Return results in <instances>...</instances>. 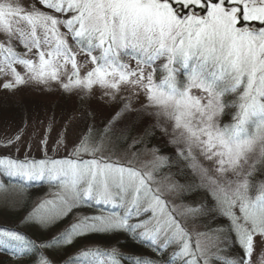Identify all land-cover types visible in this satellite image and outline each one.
I'll return each instance as SVG.
<instances>
[{"label": "snow or ice", "instance_id": "snow-or-ice-1", "mask_svg": "<svg viewBox=\"0 0 264 264\" xmlns=\"http://www.w3.org/2000/svg\"><path fill=\"white\" fill-rule=\"evenodd\" d=\"M0 34V75L11 76L4 89L55 81L69 92L91 93L98 86L113 99L122 89L142 93L146 103L139 109L129 98L116 115L154 109L149 114L165 135L171 123L177 155L200 174L201 186L215 201L210 210L230 222L225 239L235 234L239 253L215 258L224 264H264V182L251 180L264 162V0H33L27 7L21 0H0ZM229 113L232 119L224 123L221 118ZM99 150L84 138L72 159L0 157V169L9 176L57 181L65 190L63 215L85 202L112 206L107 214L81 217L47 246L124 231L160 253L178 245L172 259L179 264H208L199 239L182 219L202 209L178 212L153 187L152 172L96 157ZM194 150L213 167H203ZM81 152L92 158H80ZM166 159L157 157L161 163ZM149 212L148 220L139 219ZM134 217L137 222L129 223ZM139 228L144 230L137 233ZM0 251L30 255L37 245L19 231L0 227ZM79 255L75 264H120L117 257L123 254L90 248ZM129 260L158 264L143 257ZM36 264L51 261L40 255Z\"/></svg>", "mask_w": 264, "mask_h": 264}, {"label": "rangeland", "instance_id": "rangeland-1", "mask_svg": "<svg viewBox=\"0 0 264 264\" xmlns=\"http://www.w3.org/2000/svg\"><path fill=\"white\" fill-rule=\"evenodd\" d=\"M32 3L33 0H21V4L26 7ZM3 39V34H0V40ZM17 51L22 52L24 49L22 46H17ZM78 59L82 62L81 57ZM162 62L157 61V64ZM131 63L134 65L135 61ZM17 70L23 72L22 66H18ZM8 79H11V76L0 75V108L6 109L5 112L0 110V157L10 156L20 160H24L25 157L35 160L45 157L72 159L76 158L74 153L76 146L82 139L87 138L90 145L100 147L95 153L96 157L117 161L124 166L131 164L136 169L152 172L155 181L153 187H159L164 192L169 205L175 207L178 212L186 213L189 207L202 209L200 212L186 213L182 219L193 237L199 239L201 248L208 258V264H213L211 260L213 257H235L239 253L238 246L232 242L235 234L231 233V240L225 239L228 235L227 226L230 223L228 218L210 210L214 207L215 201L208 194L206 186H201L200 174L191 166V161L183 160L177 155V145L170 142L171 123L166 125L169 134L165 135L161 128L156 127L157 117L149 114L154 112V109H148V112L141 115L129 113L116 115L126 103H129V98L132 106L139 109L141 103H146L142 93L133 95L131 90L122 89L113 99L111 96H106L104 90L98 86L94 87L91 93L80 90L69 92L55 81L49 85L33 82L15 89H4L2 84ZM227 116L230 119L225 121ZM221 119L224 123L230 122L231 113ZM17 136L20 137L18 140ZM45 140L46 145L42 143ZM8 141L12 143L9 144ZM158 144L164 149H171L169 152L173 155L161 153ZM194 155L203 167H213L209 161L199 156L198 150H194ZM257 155L258 150L253 154V158ZM157 157L167 159L161 163ZM80 158L91 159L92 155L81 152ZM3 175L11 179H20L24 183L45 182L50 186L33 195H27L14 183L11 186L0 185V227L8 229L9 226L19 224L23 220L27 223H38L42 229H47L53 222L65 216L64 205L60 199L65 190L57 181L49 180L47 177L27 180L21 176H9L0 169V178ZM251 180L254 184L264 182V162L257 164ZM255 194L254 191L251 193L253 196ZM83 204V208L80 205L75 207H81L80 210L73 211L74 208L71 211V217L59 230V235L81 217L97 215L101 212L107 214L112 210L110 205L100 206L94 202ZM85 204L91 207L90 211L86 210ZM16 216L18 218L13 221L14 223L11 219H3ZM150 216L151 212L139 219L148 220ZM41 218H48V222L42 223ZM136 222L135 217L129 221V223ZM151 226L150 224L149 227ZM143 230L139 228L136 232ZM158 243H163V237ZM170 247L172 248L170 263L166 264H179L178 260L172 259V253L178 249V245L173 244ZM96 249L105 251L115 249L119 252L114 246L98 245ZM261 250L260 247L257 248L254 261L258 260ZM56 263L58 262L55 260L51 261V264ZM7 264H28V259H11Z\"/></svg>", "mask_w": 264, "mask_h": 264}, {"label": "trees", "instance_id": "trees-1", "mask_svg": "<svg viewBox=\"0 0 264 264\" xmlns=\"http://www.w3.org/2000/svg\"><path fill=\"white\" fill-rule=\"evenodd\" d=\"M1 111H6L4 108H0ZM9 111V110H7ZM230 117L227 116V120ZM129 138V137H127ZM156 145V143H155ZM159 151L161 153H167L168 155H173L170 153L171 149H164L160 144L157 145ZM3 174V173H2ZM17 185L20 189L24 190L27 195H33L34 193H38L46 186H50L49 183L39 182L38 184L35 183H24L20 179H11L8 176H2L0 178V185L1 187L4 186H11V184ZM84 204H80L83 208ZM81 207L75 208V210H80ZM85 208L87 211H90L91 207L85 204ZM71 213L65 215L51 225L47 227V229H42L38 223L34 222H24L23 220L19 222V224H15L13 226H9V230L19 231L20 233L24 234L28 239L35 242L37 245V251L30 254V255H14L6 251H0V264H7L9 260H17L18 259H28V264H34L40 255L46 256L50 261L55 260L58 263L56 264H68L69 259L71 258L73 264L76 261L82 259L80 257V253L82 251L88 249H96L97 246L107 247V246H114L119 250L118 253L123 254L122 256H118L117 258L120 259V264H131L129 257H143L149 261H157L158 264H166L170 263V256L172 248L168 246L163 253L157 252L154 250V246L151 245L147 241H141L137 236H133L130 233L124 231H118L114 233H91L83 237L76 238L72 244L70 245H59L55 247H48L47 242H51L54 237L59 236V230L67 224L71 217ZM18 216L16 217H8L3 219H11V221L15 222ZM13 222V223H14ZM43 245V247H41ZM102 249V248H100ZM121 251V252H120ZM15 257V258H12ZM52 259V260H51ZM106 259V257H105ZM212 263L213 264H224L222 259L218 260L213 257Z\"/></svg>", "mask_w": 264, "mask_h": 264}]
</instances>
